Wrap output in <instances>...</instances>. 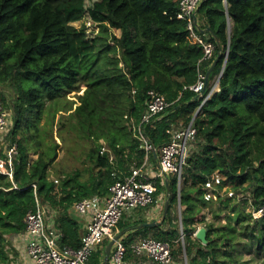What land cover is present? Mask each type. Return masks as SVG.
Listing matches in <instances>:
<instances>
[{"label":"trees","instance_id":"16d2710c","mask_svg":"<svg viewBox=\"0 0 264 264\" xmlns=\"http://www.w3.org/2000/svg\"><path fill=\"white\" fill-rule=\"evenodd\" d=\"M179 1L0 0V98L7 105L6 90L13 92L8 137L18 148L13 183L0 174V258L5 237L24 233V217L36 208V199L53 215L63 234L61 245L78 248L81 235L71 214L73 204L105 196L110 185L143 160L130 120L139 121L149 90L171 103L146 128L157 149L195 114L203 98L188 87L197 79L203 50L186 20L177 17ZM197 17L195 32L201 34L209 27L222 48L209 81L220 71L229 42L219 90L195 116L197 132L188 146L182 187L172 174L166 184L157 178L156 195L166 194L168 201L165 216L162 209L156 220L161 224L122 235L126 263L143 264L146 259L133 255L129 246L154 238L169 243L175 264L182 263L184 255L187 264H236L234 246L229 244L235 228L230 224L219 230L206 225L205 244L191 236L198 204H210L203 197L204 182L215 172L223 177L220 187L230 183L238 192L247 183L254 209L264 210V0H226V5L223 0H204ZM76 22H91L97 30L84 24L76 28L72 25ZM205 34L216 45L214 37ZM217 51L216 45L214 58ZM80 83L84 88L73 102L74 113L84 136L93 139L88 159L98 170L84 180L79 171L64 174L56 184L48 179V170L58 148L30 160L20 130L32 125L37 132L46 100H56ZM208 91L207 86L205 95ZM102 146L108 151L100 154ZM230 198L222 201L229 203ZM177 202L182 207L183 247L174 213ZM230 209L236 219L246 217L238 204ZM148 221L124 216L115 231ZM254 223L245 228L246 234L264 253V213ZM107 243L93 252L88 264H102Z\"/></svg>","mask_w":264,"mask_h":264},{"label":"built area","instance_id":"2783aa9c","mask_svg":"<svg viewBox=\"0 0 264 264\" xmlns=\"http://www.w3.org/2000/svg\"><path fill=\"white\" fill-rule=\"evenodd\" d=\"M204 0H180L177 17L187 22V28L197 40L203 50L202 57L198 60L197 79L188 87L202 102L195 114L185 126H180L172 131L168 143L157 149L149 139L147 126L159 119L161 114L170 107L169 103L161 94L154 90L147 92L145 111L141 114L138 122L130 120L135 138L139 142V148L144 151V157L140 165L132 166L129 173L122 179L116 180L108 188L105 196H92L84 198L73 204L72 210L80 216L89 218L86 228L80 236L79 246L76 249L68 245H61L62 232L55 226L53 215L46 206L36 199V208L29 211L24 217V236L26 240V252L34 264H88V261L101 246L103 241L110 240L118 232L114 227L124 217L134 220L138 210L146 211L149 208L153 212H143L146 220L159 218L164 205L165 196L156 195L157 178L162 183L167 182V175L172 174L177 179V185L182 181V168L187 154L189 143L196 136L194 119L201 106L210 98L212 90L219 86L224 67L215 77L213 88L205 95V70L203 64L213 60L216 45L209 41L204 31L201 34L195 32L198 26L197 10ZM226 5V0H223ZM228 23H230L227 17ZM228 51L224 53L226 60ZM207 88V87H206ZM219 90V89H218ZM12 129V110H9L0 98V174L13 183V161L18 155L16 142L10 141L8 135ZM108 151L105 146L100 149V154ZM156 154L157 168L152 157ZM113 157H110L112 160ZM223 177L219 173H213L204 182L205 200L215 199L221 191ZM14 188H16L14 186ZM230 196L234 195L230 191ZM165 200V201H164ZM263 208L252 210V215L261 217ZM157 215V217H155ZM195 235V233H194ZM181 238L184 235L181 230ZM132 254L144 257L143 264H175L172 249L168 242L154 238H144L129 246ZM127 247L122 239L115 241L110 255V264H126L125 255ZM184 255V254H183ZM187 264L185 255L182 263Z\"/></svg>","mask_w":264,"mask_h":264},{"label":"rangeland","instance_id":"374dc122","mask_svg":"<svg viewBox=\"0 0 264 264\" xmlns=\"http://www.w3.org/2000/svg\"><path fill=\"white\" fill-rule=\"evenodd\" d=\"M83 24L88 27L89 30H97L96 26L91 22H76L72 25L79 28ZM83 88L84 85L80 83L76 89L64 94L56 100H46L42 117L40 121L36 123L38 125L37 132L32 125L28 130H26L25 127L20 130V137L25 142L30 160L36 159L39 153L50 155L53 153L54 148H58L56 159L48 170V179L54 181L56 184L64 174H71L74 171H79L82 176L81 178L84 180L89 176L92 170H98L92 166L88 159V153L94 147L93 139L84 136L78 125L77 116L74 113L73 102ZM6 94H8L6 97L7 107L11 110L14 95L10 89L6 90ZM246 186L247 183L243 185L242 190L235 192L232 190V185L226 183L221 187L220 194L217 195L215 199L209 200V205L202 206L198 204L200 210L194 218L196 230L191 233V236L193 239H197L194 233L202 228L205 229L207 233L206 225L208 224L212 225L216 230L230 224V226L235 228L229 244L234 246L232 250L236 264H264V253L257 250L256 245L249 240L246 234L245 228L247 226H255L254 221L257 219L256 216L258 215H252L253 205L251 194L246 190ZM180 187H182L181 184L179 185V188ZM230 191L234 192L233 196L228 195ZM164 196L166 197V194H164ZM160 197H162V195H160ZM227 197H231L230 202H223L222 200ZM243 201H246V203L241 204ZM232 204H238L244 210L246 217L236 219L234 213L230 209ZM181 210L182 207L177 202L174 207V213L178 218V228L180 232L179 243L183 247L185 239L181 238ZM250 213L252 215L251 217L248 215ZM114 229L116 230V226ZM219 238L218 242H221L222 236H219ZM108 241L109 240L103 241V244ZM205 243L202 242V244ZM219 258L222 260L223 255Z\"/></svg>","mask_w":264,"mask_h":264},{"label":"crops","instance_id":"0c3cea01","mask_svg":"<svg viewBox=\"0 0 264 264\" xmlns=\"http://www.w3.org/2000/svg\"><path fill=\"white\" fill-rule=\"evenodd\" d=\"M215 59V58H214ZM214 59L212 61L205 62L203 64V69L205 70V72H207L209 70V68L212 66ZM215 77L216 75L213 77V79L211 81L208 82V87L209 90L211 91V89L213 88V84L215 81ZM219 89V86H217L216 88H214L212 90V94H214L215 92H217ZM154 158V162L157 168V162L156 160V156H153ZM154 209L149 208L146 211H142V210H138L135 215L133 216L136 220L137 218H140L141 215L144 216L145 212H153ZM144 212V213H143ZM72 216L76 219V221L79 224L80 227V235H82V233L84 232L86 225L88 223L89 218L87 216H80L78 215L76 212H74V210L71 211ZM155 217H157V215H155ZM131 220V219H130ZM158 220V218L154 219V220H149L148 222L151 221H156ZM5 247L3 250V256L0 258L2 260H0V264H34L33 261L31 260V258L27 255L26 252V240H25V236L23 233L21 234H16V235H8L5 237ZM126 264H141L138 263L136 261H128Z\"/></svg>","mask_w":264,"mask_h":264},{"label":"water","instance_id":"95a60500","mask_svg":"<svg viewBox=\"0 0 264 264\" xmlns=\"http://www.w3.org/2000/svg\"><path fill=\"white\" fill-rule=\"evenodd\" d=\"M228 27L230 28V23H228ZM205 32H209L215 39V42H216V45H217V55L214 59V62L212 64V66L209 68V70L206 72L205 74V88H204V91L206 90V87L208 85V82H209V76H210V73L212 72L213 68L215 67V65L217 64L218 60L220 59L221 57V45L219 44L216 36L214 35V33L212 32V30L209 28V27H206ZM228 47H229V42L227 43V48H226V51H228ZM227 59V58H226ZM225 63H226V60L224 59L223 60V63H222V68L225 66ZM198 97V96H196ZM154 156H156V154H154ZM178 204L180 205V203L178 202ZM167 208H168V201L166 200L164 202V205H163V216H165L166 214V211H167ZM156 224H161V222H157V221H151V222H144V223H141L137 226H132V227H128L124 230H121L120 232H117L113 238H111L108 243L106 244L105 248H104V258H103V262L102 264H106L107 262L110 261V255H111V251H112V247H113V244L115 243L116 240L120 239L122 237V235L127 232V231H130V230H136V229H141L143 227H152ZM180 225H181V220H180ZM195 237L201 241V242H206V230L205 229H199L197 230V232L195 233Z\"/></svg>","mask_w":264,"mask_h":264}]
</instances>
